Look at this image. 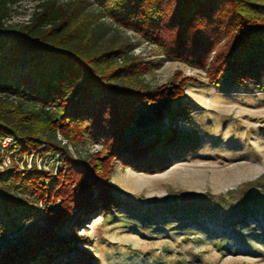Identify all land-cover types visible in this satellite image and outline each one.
I'll return each mask as SVG.
<instances>
[{"label": "trees", "instance_id": "trees-1", "mask_svg": "<svg viewBox=\"0 0 264 264\" xmlns=\"http://www.w3.org/2000/svg\"><path fill=\"white\" fill-rule=\"evenodd\" d=\"M21 1L0 0V149L12 137L5 151L50 153L60 168L0 170V264H95L80 249L87 242L79 229L121 206L110 184L116 165L164 172L199 144L197 130L178 129L189 118L180 103L186 79L150 85L141 56L106 20L167 59L198 68L210 62L215 85L242 86L264 79V0H37L27 22L9 23ZM89 141L103 150H70ZM253 197L224 204L229 239L221 244L233 240L232 253L257 249L239 228L257 218L254 207L264 215V193ZM244 226L264 236V228Z\"/></svg>", "mask_w": 264, "mask_h": 264}, {"label": "rangeland", "instance_id": "rangeland-1", "mask_svg": "<svg viewBox=\"0 0 264 264\" xmlns=\"http://www.w3.org/2000/svg\"><path fill=\"white\" fill-rule=\"evenodd\" d=\"M36 5L37 0H22L11 11L8 22H27ZM106 23L111 34L128 40L133 54L141 56L147 66L143 75L150 85L186 79L185 97L180 103L188 104L189 118L178 122V129L190 133L197 130L199 144L164 172L116 165L110 184L121 206L88 219L79 229L87 242L80 249L94 254L95 264H264V236L244 228L247 223L264 228L260 208H253L256 219L239 227L245 230L242 237L248 236V242H258L257 249L232 253L230 250L238 248L233 240L221 244L222 239H229L222 234L224 204L238 205L256 193H264V79L242 86L230 82L215 85L208 74L210 62L198 68L167 59L158 46L134 32L111 26L109 19ZM170 123L168 117L161 125L165 129ZM155 129L152 126L149 133ZM5 150L0 149L1 171L12 165L23 170L36 164L55 174L60 168L59 156L50 153L40 157L27 152L21 156ZM70 150L87 156L103 147L89 141ZM259 200L264 202V197Z\"/></svg>", "mask_w": 264, "mask_h": 264}, {"label": "built area", "instance_id": "built-area-1", "mask_svg": "<svg viewBox=\"0 0 264 264\" xmlns=\"http://www.w3.org/2000/svg\"><path fill=\"white\" fill-rule=\"evenodd\" d=\"M14 144V139L12 137H3L1 141V146L3 149Z\"/></svg>", "mask_w": 264, "mask_h": 264}]
</instances>
